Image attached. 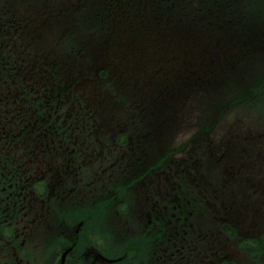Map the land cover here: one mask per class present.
Here are the masks:
<instances>
[{
    "label": "flooded vegetation",
    "instance_id": "af4514ba",
    "mask_svg": "<svg viewBox=\"0 0 264 264\" xmlns=\"http://www.w3.org/2000/svg\"><path fill=\"white\" fill-rule=\"evenodd\" d=\"M23 5L0 11V264H255L232 238H262L264 215L232 197L264 189L242 170L263 152H246L243 135L219 141L213 123L172 146L155 89L113 88L111 60L102 87H87L92 69Z\"/></svg>",
    "mask_w": 264,
    "mask_h": 264
},
{
    "label": "rangeland",
    "instance_id": "374dc122",
    "mask_svg": "<svg viewBox=\"0 0 264 264\" xmlns=\"http://www.w3.org/2000/svg\"><path fill=\"white\" fill-rule=\"evenodd\" d=\"M41 2L44 4V7L39 2L37 4H30L33 8V12L37 13L33 14L32 19L37 17V15H45V10L47 8L46 4H50V0H41ZM68 4L72 5V2H69ZM235 4L240 7L239 11L242 10L243 12L242 19L247 18L249 15L254 20L257 17H260L259 19L263 21L260 25L258 24V22H254V34L248 36L247 33L238 34V30H234V27L230 26V24L232 23H230L227 24L228 27L230 26V32L233 33L232 35H230V38L221 41L212 40L210 39L211 37H209V33H211L209 29L208 33L204 32L205 27L201 24L203 22L208 23L213 15L206 14L208 12L205 10L199 12L198 26L200 24L201 25L199 26L197 33L192 34L190 38L192 41L189 40L191 44L184 43L183 45H177L175 47L176 51L179 52L178 55L171 56L173 54L172 42L161 41L163 51L170 54V56H166L163 54V52H161L162 46H159V40H153L149 37L148 44L147 42L142 41V38L140 37V40H135L127 44L128 51H126L124 48L116 46V48L114 49L113 57L106 52H104L103 57L105 59H111V66L115 70L117 80L123 77L125 74L130 75L133 78L136 77L139 86L144 88H148V85L155 81V77H157L160 71H162L163 74L161 75V77L163 78V82L159 84L161 90H173V88L171 87H176L178 84L176 80H166V77L177 74V70L175 68L176 64L169 63L176 57H179L180 61H182L184 57H188V61L194 64V70L202 69L204 66H206V73L211 80H214L213 75L217 77V75L220 74L224 69L225 71L223 73V76H227L231 80L229 86H231L230 88L232 89L229 91V93L232 99L229 104L232 105L226 110L223 109V111L219 113H217V111H213L212 113L214 114L208 115L205 121L208 123L207 126H209L210 123L217 124L215 132L213 133V136L215 138L219 139V141L221 139H226L228 141L229 137L234 135L238 140L237 146L242 144L239 135L248 137L255 134L257 142L256 140L246 139L242 136V139L244 141L242 145L246 147V152H251L253 154L263 152L262 163L260 166L251 168V170H249L250 172L244 170L245 165L242 167L243 173L248 175V185H251L249 186V188H253L255 190V186L257 183H259L260 181L264 183V97H259V102L254 105L255 99L257 98L255 94L258 92V90L249 91L239 89L242 87H249L248 85L253 84L259 87H264V71H260L259 73L261 75L257 78L251 79L253 80L251 83L250 80L244 82V80L241 79V76L243 75L242 70L244 68L248 69V71L250 70V73L247 74V76L252 75L257 70H264V54L260 50H253L250 54L246 55L245 58H242L239 54L241 48L238 45L241 42L233 41L237 39L243 40L246 38H256L258 40L264 41V0H213L212 5L209 6L208 9L218 11L219 9L225 8L226 10H228V14H222L220 18H217L216 25H223V20L227 19L233 21L236 18L233 13L239 11L234 10ZM28 15L29 13H27L26 11L25 16ZM70 23L71 22H69L68 24ZM40 25L42 28H44L43 26L45 24L41 23ZM243 26L245 25H237V27ZM241 30L243 32L248 31L245 29ZM63 38L66 39L65 43L67 41L69 42V47L71 50L76 49L75 45L80 44V42L83 41V37L77 34L75 30H70L64 33ZM195 46L198 50L197 53H195ZM139 47L144 48V58L132 55V50ZM148 47H150V55L146 53ZM79 50L82 53L83 47L81 46V48L76 50V52H78ZM91 50L94 56L89 59V62H86L85 59H83L82 62L85 63V68L97 69V66L101 63V58L99 55L101 54V50L95 51L94 48H91ZM152 61H160L161 63L154 65ZM214 66L215 68H213ZM77 73L76 76H78ZM207 80L208 79L205 77L204 82ZM227 90L229 89L227 88ZM188 91L193 92V90ZM246 91L249 92L244 93ZM240 93H243L241 97H234ZM234 98L236 99V102ZM190 101H192L191 97ZM158 107H161V105H159ZM199 129L200 128L196 126H192L191 133ZM176 145H179V142L173 143V146ZM247 157L248 154H246L245 156V164ZM244 174H241L237 177H242L244 176ZM182 178L183 180H187L184 176H182ZM236 199L239 201V203L245 202L246 200L247 203L252 204L256 207L259 215H264V191L262 197L257 199H254L252 197L243 198L241 195ZM260 244L261 246H264V243ZM244 248L248 255L254 258L253 261L255 264H264V252L262 254L256 244H248L245 245ZM245 264L251 263L247 262Z\"/></svg>",
    "mask_w": 264,
    "mask_h": 264
},
{
    "label": "trees",
    "instance_id": "16d2710c",
    "mask_svg": "<svg viewBox=\"0 0 264 264\" xmlns=\"http://www.w3.org/2000/svg\"><path fill=\"white\" fill-rule=\"evenodd\" d=\"M212 3L213 0H77L73 14L81 22L83 29L91 33L93 39L98 40L101 39L102 34L116 38L130 37L129 30L132 28L140 29L141 36L148 30V37L153 40H191L192 34L197 33L202 24L205 27L204 32L208 33V29L211 32L210 39L221 41L226 40L231 33L230 26L238 30V34L247 33L248 36L255 32L254 22H258L259 25L263 22L260 17L254 20L249 15L242 19L243 12L239 11L240 7L235 4L234 10L239 11L233 13L236 18L233 21L223 20V25H216L217 18L222 14H228V10L208 9ZM205 10L208 12L206 14H213L211 20L198 26L199 12ZM76 23L78 25L77 21ZM227 24L230 26L228 27ZM237 25L245 26L237 27ZM241 29L248 31L243 32ZM241 41L237 39L233 42ZM260 42L262 40L257 39L256 43Z\"/></svg>",
    "mask_w": 264,
    "mask_h": 264
}]
</instances>
